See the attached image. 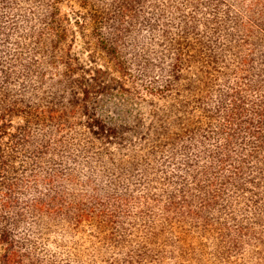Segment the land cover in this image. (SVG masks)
<instances>
[{"label":"trees","instance_id":"16d2710c","mask_svg":"<svg viewBox=\"0 0 264 264\" xmlns=\"http://www.w3.org/2000/svg\"><path fill=\"white\" fill-rule=\"evenodd\" d=\"M0 264H264V0H0Z\"/></svg>","mask_w":264,"mask_h":264},{"label":"rangeland","instance_id":"374dc122","mask_svg":"<svg viewBox=\"0 0 264 264\" xmlns=\"http://www.w3.org/2000/svg\"><path fill=\"white\" fill-rule=\"evenodd\" d=\"M191 75H193V74H191ZM188 261V260H187Z\"/></svg>","mask_w":264,"mask_h":264}]
</instances>
